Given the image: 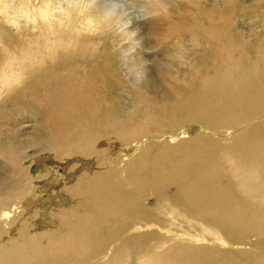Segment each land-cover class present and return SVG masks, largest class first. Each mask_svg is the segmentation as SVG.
I'll list each match as a JSON object with an SVG mask.
<instances>
[{
  "label": "bare ground",
  "instance_id": "obj_1",
  "mask_svg": "<svg viewBox=\"0 0 264 264\" xmlns=\"http://www.w3.org/2000/svg\"><path fill=\"white\" fill-rule=\"evenodd\" d=\"M117 3L96 0L99 38L0 102V264H264V0L147 2L148 43L172 55L121 80L100 39L128 40L127 63L143 45ZM41 155L89 165L41 201L57 178Z\"/></svg>",
  "mask_w": 264,
  "mask_h": 264
},
{
  "label": "clouds",
  "instance_id": "obj_2",
  "mask_svg": "<svg viewBox=\"0 0 264 264\" xmlns=\"http://www.w3.org/2000/svg\"><path fill=\"white\" fill-rule=\"evenodd\" d=\"M96 0H0V37L6 29L20 36L35 35L24 49L9 47L0 38V102L22 89L30 75L55 62L61 51L72 48L82 36L100 33L111 15H92ZM66 33L68 39L63 35ZM137 264H145L141 258Z\"/></svg>",
  "mask_w": 264,
  "mask_h": 264
},
{
  "label": "rangeland",
  "instance_id": "obj_3",
  "mask_svg": "<svg viewBox=\"0 0 264 264\" xmlns=\"http://www.w3.org/2000/svg\"><path fill=\"white\" fill-rule=\"evenodd\" d=\"M110 1V0H108ZM147 2H151V0H120V3L118 5V10H120L119 15L121 16L122 20L126 23L125 29H127L130 32V38L132 39H139L142 40L140 41L141 45L140 47H137L139 49V56L135 53L134 61L135 63H132L131 61L129 63H127L124 60V57L122 56V54L119 52V48L120 46H123L126 42L127 45H129L130 43L128 42V40H124L122 41H118L117 37H113L111 35H103V38H108V39H100V46L98 48L99 51H101L103 48L110 60V65H109V69L114 72L118 79H125L124 75L130 76V77H135V72L139 66V62L143 61H147L146 62V67L147 68H152V64L154 65V62H157L159 59L163 58V54L165 55H172V50L170 49V53L168 52V49L165 48V51H163L160 47H157V45H150V43H148L149 38H148V21H149V17L143 16L145 14L144 12V7L146 6L148 8V3ZM142 13V14H141ZM26 35V34H25ZM101 34H97L95 36H91V38H95L100 36ZM27 37H23V39H27L30 40L29 37L35 36V35H26ZM142 38V39H141ZM27 40V41H28ZM101 40H103V42H101ZM144 44H143V43ZM156 46V47H155ZM160 48V49H159ZM141 59H139V58ZM141 60V61H140ZM138 64V66H137ZM144 64V63H143ZM150 66V67H149ZM140 67V66H139ZM117 91H115L116 93ZM114 97H116V99H123L124 97L119 94H114ZM125 99V98H124ZM117 100V101H118ZM32 120L30 118H28L27 116H24L23 113H16L14 114L13 117H11L9 119V129L12 130V134L14 135L17 134L19 136H23V138H28V134H30L29 131H25V132H19V130L21 129L20 127L22 125H26V124H30L28 122H31ZM27 128V127H26ZM29 145V144H28ZM27 151L26 153H28L29 157H32V155H35L37 153H35V149L33 147H31V145H29L27 148L22 147V151ZM44 155H41L40 157H36L37 159V163L34 164V168L37 167L40 168V170H44L48 172V168H53L55 173L57 174V178L55 179H51V183L49 184V186L46 188L47 191V195L44 198H42L41 201L46 200V198H49V196H51L52 192H57L67 181L69 182L70 179L69 178V174L71 175H78L77 171L80 170L79 173H82L84 169H86V166L89 165V162H84V166L82 164H78L76 165V167H78L76 170L70 169L72 167V162H68L67 164L65 163H58L57 160L54 161H46V162H41L39 163V161H43L44 159ZM27 159L24 160L22 162L23 166H28L31 162H34L33 159L31 160ZM50 162V163H49ZM86 163V164H85ZM40 165V166H39ZM84 167L82 169V167ZM42 166V167H41ZM44 167V168H43ZM75 167V168H76ZM91 171L95 170L94 165L90 166ZM31 174H34L35 171L31 168ZM0 171L2 172V174L6 173V166L2 168L0 167ZM34 171V172H33ZM76 172V173H74ZM42 173L44 174V172L42 171ZM41 173V174H42ZM75 177V176H73ZM53 178V176L51 177ZM68 179V180H67ZM57 180V181H56ZM73 180V179H71ZM63 181V182H62ZM43 184H45L44 182H40V186H42ZM49 188V189H48ZM52 192H51V191ZM49 192V193H48Z\"/></svg>",
  "mask_w": 264,
  "mask_h": 264
}]
</instances>
